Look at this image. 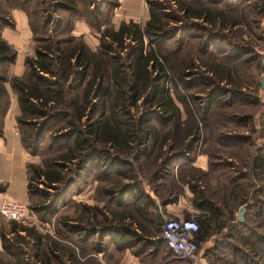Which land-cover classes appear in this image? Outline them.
I'll use <instances>...</instances> for the list:
<instances>
[{
  "label": "rangeland",
  "instance_id": "obj_1",
  "mask_svg": "<svg viewBox=\"0 0 264 264\" xmlns=\"http://www.w3.org/2000/svg\"><path fill=\"white\" fill-rule=\"evenodd\" d=\"M158 1L165 3V11L172 13L170 25L174 36L164 44L165 51L178 53L183 59L181 70L185 71V86L173 73H170V82L167 81L169 93L179 107L177 135L174 136H185V121L191 119L189 115L192 114L198 123V131L183 139L185 148L178 147L179 143L171 139V135H166L167 139L163 140L164 130L157 124L161 112L151 106L147 109L155 117L152 123L156 126V135L147 141L143 153L136 159L134 155L128 157L131 164L99 163L98 167L89 170L91 174L87 180L72 183L67 196L56 202L55 207L51 206L58 190L49 183L33 180V189L49 195L45 208L40 206L38 211L32 208L40 222L24 226L0 216V264H15L11 253H20L23 264H45L42 254L40 261L37 260L36 250H47L50 245L56 246V256L61 260L57 262L50 256L46 264H119L118 245L111 236L101 235L105 230L90 235L96 226L98 229L100 226L90 224L91 213L83 212L85 206L98 207L110 217L111 210L114 216L129 214L138 217V222L151 230L152 226H160L156 221L157 211L163 218L179 216L198 220L201 212L195 204L200 202L196 196L201 193L220 212L211 224L210 235L201 239L199 245L201 256L212 262H216L214 254H221L224 246L219 244L221 248L214 251L215 241L225 240L223 235L229 231L230 221L239 222L241 207H245L242 221L245 220L255 231L263 232L264 228L256 227V223L261 224L262 209L264 213V160L261 166L256 157H264V89L258 85L263 73L264 0H200L212 7L234 6L236 10H230L231 17L240 23L223 29L200 19L184 20L171 0ZM35 2L32 1L31 9L36 7ZM11 9L10 1L0 0V10L7 12L8 21ZM112 11L104 8L98 31L92 28L85 34L86 41L95 46L93 49L90 46L92 50L98 47L102 29L113 30L118 22V17H114L116 23H111ZM56 17L53 23L59 17L64 20L65 14L58 12ZM213 62L219 63L223 80L209 71L208 66ZM226 67L230 68L229 71ZM225 74L230 83L224 80ZM141 103L139 100V107H133L132 112L142 111L145 105ZM62 123L57 121L47 130L44 144L50 134L55 140L62 136L65 131V128H59ZM171 125L172 122L166 126L171 128ZM36 128L41 129L39 122ZM38 156V163L34 164L42 165V156ZM62 165L66 171L73 166L67 162ZM78 179L80 177L75 178ZM147 196L152 199V205L147 204ZM37 202L36 196L31 198L30 207ZM136 207L148 214L145 216L149 221L141 218L143 216L136 212ZM97 218L104 220V215L97 212ZM129 220L131 218L127 217L125 221ZM218 222L225 223V226L218 229ZM76 230L85 233L80 236ZM161 248L166 247L162 245ZM208 249L210 256L206 255ZM69 252L74 256L71 262L67 256ZM166 253L169 257L172 255L168 250ZM224 253L228 254V249ZM224 257L230 261V256Z\"/></svg>",
  "mask_w": 264,
  "mask_h": 264
},
{
  "label": "trees",
  "instance_id": "obj_2",
  "mask_svg": "<svg viewBox=\"0 0 264 264\" xmlns=\"http://www.w3.org/2000/svg\"><path fill=\"white\" fill-rule=\"evenodd\" d=\"M8 1L12 9L19 8L27 14L35 43V56H26L24 59L23 76L8 75L7 65L13 62L16 53L0 37V124L9 102L4 84L8 81L11 89L17 94L20 107L16 121L23 147L33 155L42 156V165L34 163L27 165L28 192L31 198L34 196L38 198L37 204L31 208L36 211L40 210L38 209L40 206L45 208L44 204L49 199L48 193H40L33 189V180L49 183L58 190L54 198L56 201L51 206L55 207L56 202L67 196L69 186L87 180L91 174L89 170L98 167L99 163L106 161L110 164H131L128 157L134 155L136 159L137 155L143 153L147 141L156 135V126L152 123L155 117L148 107H157L161 112L157 124L164 130L163 140L167 139L166 135H171V139L179 143L177 146L183 147L185 144L183 139L198 131V123H195L190 112L191 119L185 121L186 126L183 130L185 136H178L180 141L174 136L177 135L179 107L170 95L167 84L170 82V73L175 74L177 80L183 83L185 71L181 70L183 59L178 53L165 51L164 44L174 36L173 27L170 25L172 13L165 11L167 8L165 3L146 0L149 19L143 25L130 20L121 22L116 30L104 28L97 49L92 50L81 37L71 35L73 21L81 18L94 29H99L103 9L107 7L112 9L116 0H36L34 9L30 8L33 0ZM171 1L175 3V10L181 12V18L187 21L200 19L221 29L240 23L238 19L231 17L230 10L236 9L229 4L212 7L201 3L200 0ZM58 12H63L65 19L59 17L57 22L53 23ZM6 14V11L0 10V28L10 24L5 18ZM219 66V63L213 62L208 67L212 74L223 80ZM226 69L229 71L230 68ZM224 80L230 83L227 74ZM139 100L142 102L140 105H145L143 108L146 109L132 112L133 107H139L137 105ZM60 120L64 123L59 125V128H65L64 133L58 140L50 134L44 144L47 130ZM37 122L40 123L41 129L36 128ZM171 122V128L167 127L166 125ZM256 158L262 166L264 157L258 155ZM63 162L72 163L73 166L66 167V171ZM76 177L80 179L75 180ZM3 188V184L0 183V191ZM196 197L201 199L195 204L201 212L197 220L201 240L210 235L211 224L217 220L220 212L203 194L198 193ZM146 198L147 204L152 205V199L148 196ZM247 206L249 205L246 204ZM85 211L91 213V225L98 224L100 228L106 226L103 229L96 226L90 235L105 230L101 235L111 236L112 241L118 245L117 250L135 247L137 251L146 249L155 251L164 245L172 254L165 242L158 237L161 226L155 221L152 223L159 228L152 226L149 230L138 222V217L129 214L114 216L111 210L110 217L104 210L94 206L83 207V212ZM97 212L104 215V220L100 221L97 218ZM136 212L143 216L141 217L143 220L149 221V217L145 216L147 213L142 209L136 207ZM127 217L131 220L125 221ZM230 224L229 231L222 234L226 241L216 240L213 247L214 251L219 250L221 247L218 245L223 244L221 254H214L216 262H209L264 264L263 209L261 224L256 223V227L263 229L261 233L249 227L245 220L236 224L230 221ZM224 226L223 222L217 224L218 229ZM232 227L238 230L234 232ZM22 230L29 232L26 229ZM75 232L80 236L85 233L78 230ZM84 238L86 240V237ZM226 249L229 251L228 254L224 253ZM40 250H36L37 260L40 261L39 256L42 254L45 264L49 263L50 256L60 262L61 259L56 256L55 245L47 246V250ZM209 254L210 249L206 255ZM11 255L15 257V264H23L20 253ZM225 255L230 256V261L224 257ZM67 256L69 262L74 258L72 252Z\"/></svg>",
  "mask_w": 264,
  "mask_h": 264
},
{
  "label": "crops",
  "instance_id": "obj_3",
  "mask_svg": "<svg viewBox=\"0 0 264 264\" xmlns=\"http://www.w3.org/2000/svg\"><path fill=\"white\" fill-rule=\"evenodd\" d=\"M112 9L111 23H116L114 17H118V22L112 27L113 30H116L123 21L131 20L144 24L149 19L146 0H116ZM8 15L11 18L10 24L0 28V37L15 50L16 54L13 62H9L7 65L6 73L23 76L25 73L24 59L26 56H35V43L28 24L27 14L19 8H13ZM5 18L7 19V17ZM92 28L83 19L76 18L71 33L82 37L90 47L85 34H88ZM96 30L98 31V29ZM91 47L93 49L95 46L92 45ZM4 84L9 95V102L0 124V183L4 186L3 190L0 191V202L3 198H12L29 203L31 197L27 185V165L38 163L39 156L31 154L23 147L21 132L16 121V117L20 114L17 94L11 89L8 81H5ZM164 249L167 251V248ZM164 249L137 251L135 247H127L117 250L121 256L119 264H187L172 255L167 256ZM197 264L211 263L201 256Z\"/></svg>",
  "mask_w": 264,
  "mask_h": 264
},
{
  "label": "built area",
  "instance_id": "obj_4",
  "mask_svg": "<svg viewBox=\"0 0 264 264\" xmlns=\"http://www.w3.org/2000/svg\"><path fill=\"white\" fill-rule=\"evenodd\" d=\"M0 216L15 220L24 226L36 225L40 220L26 201L3 198L0 202ZM160 238L172 255L187 264H197L201 257L199 225L196 219L188 217L163 218Z\"/></svg>",
  "mask_w": 264,
  "mask_h": 264
},
{
  "label": "water",
  "instance_id": "obj_5",
  "mask_svg": "<svg viewBox=\"0 0 264 264\" xmlns=\"http://www.w3.org/2000/svg\"><path fill=\"white\" fill-rule=\"evenodd\" d=\"M261 67L263 69V73H262L261 78H260V80L258 82V85L262 89H264V57L261 59ZM244 212H245V207L243 206V207L240 208L239 213H238L239 221H242ZM156 221L160 225L163 223V217L161 216L159 211L156 212Z\"/></svg>",
  "mask_w": 264,
  "mask_h": 264
}]
</instances>
